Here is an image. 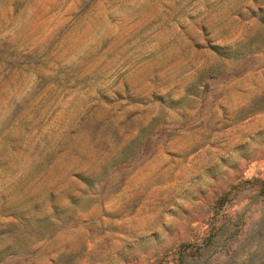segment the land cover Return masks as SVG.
<instances>
[{"label": "rangeland", "instance_id": "374dc122", "mask_svg": "<svg viewBox=\"0 0 264 264\" xmlns=\"http://www.w3.org/2000/svg\"><path fill=\"white\" fill-rule=\"evenodd\" d=\"M264 0H0V264H264Z\"/></svg>", "mask_w": 264, "mask_h": 264}, {"label": "trees", "instance_id": "16d2710c", "mask_svg": "<svg viewBox=\"0 0 264 264\" xmlns=\"http://www.w3.org/2000/svg\"><path fill=\"white\" fill-rule=\"evenodd\" d=\"M262 260H264V258L260 259L259 261H262Z\"/></svg>", "mask_w": 264, "mask_h": 264}]
</instances>
